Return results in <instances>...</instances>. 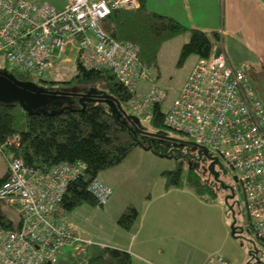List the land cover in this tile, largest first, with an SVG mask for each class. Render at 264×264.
I'll use <instances>...</instances> for the list:
<instances>
[{"label":"built area","instance_id":"built-area-1","mask_svg":"<svg viewBox=\"0 0 264 264\" xmlns=\"http://www.w3.org/2000/svg\"><path fill=\"white\" fill-rule=\"evenodd\" d=\"M138 7L139 0H67L61 10L49 3L0 0V54L13 70L43 79L57 60H65L63 55L76 49V60L84 68L111 71L132 94L128 107L151 122L167 93L156 85L138 92L140 80L147 76L139 47L113 39L101 27L111 14ZM219 46L216 55L199 58L165 115V125L228 161L245 195L249 231L264 242V103L246 68L230 63L222 35ZM87 172L81 161L41 171L21 158H10L0 200L16 218L11 219L12 228L0 224V264H54L66 255L64 248L82 254L94 244L80 236L61 211L69 186ZM87 189L98 206L112 196L99 175ZM206 264L231 262L219 255L210 256Z\"/></svg>","mask_w":264,"mask_h":264},{"label":"rangeland","instance_id":"rangeland-1","mask_svg":"<svg viewBox=\"0 0 264 264\" xmlns=\"http://www.w3.org/2000/svg\"><path fill=\"white\" fill-rule=\"evenodd\" d=\"M29 1L38 4L49 3L59 10L63 9L67 3V0ZM235 11H237V8H234ZM259 17L264 19L263 15H259L256 18ZM235 20L236 17H234L231 23V31L228 29L224 31V33H227L224 35L226 36L224 40L228 57L234 65L245 67L247 71L248 69L253 71L249 75L259 98L263 101L264 28L261 34L255 31L251 32L249 28L242 29L240 24L234 22ZM241 30L248 37L242 36ZM89 35L94 36L91 32H89ZM186 39L187 35L180 33L166 41L159 51L157 65L155 67L147 70L142 63L143 71L147 73V76L142 77L137 91L148 92L154 85L164 90L167 95L159 104L164 114L170 111L174 100L180 95L184 84L198 62L195 54H191L185 59L181 58L182 47L189 41L186 42ZM62 58L66 60H57L45 78L29 79L34 80L38 85L42 84L46 86L48 89L58 90L64 87L76 88L74 87L76 85L70 84L67 86L63 82L60 84H52L59 83V81H68L77 72L78 61L76 60V49L71 48ZM253 63L257 65L252 66ZM0 70H9L10 72L13 70L12 66L7 63L2 54H0ZM73 101L74 103L72 104H74L76 109H79L80 105L78 104V100L74 98ZM128 112L138 117L134 109L129 108ZM140 120L143 127H149L150 131L156 132L151 128L152 126L149 122ZM163 133L166 137L175 138L179 141H184V143L160 141L155 143L156 146L154 148L156 147V150H149L144 148V146H148V140L140 136L144 140V146L137 144L119 165L105 169L117 168L113 172H115L114 176L117 180L118 188L111 198L117 196V199L121 201L128 199L129 203H133L136 207L141 208L144 197L147 198L155 195L157 185L164 179V173L173 172L177 169H180L181 173L179 187L187 186L190 173L194 176L202 175L205 179H213L212 175L206 172L207 169L204 163L190 156V153L193 152V147L189 144L192 143V140L188 135L168 127L165 128ZM0 156L3 160L2 162L7 164L6 156L1 151ZM216 170L219 172V177L226 186L234 187L235 198L229 200V202L234 205L237 219L236 226L245 228L244 232L241 234L236 233L235 236L232 235L234 217L230 208L225 203V197L228 192L221 188L218 189L217 185L211 186V191L216 193V196L213 198L214 200H211L212 194L207 193L204 195L207 201H198L199 203L191 195L172 193L170 195V204L162 208L166 223L162 225V228L159 226L158 229H162L168 235L171 240L170 245L173 244L174 241L172 240L175 237H180L188 245H193L194 248L204 250L209 256L218 258L219 255H222L231 264H264V242L257 237L255 232L247 231L249 230V218L246 199L242 188L234 180V171L228 161L223 158H220V161L216 165ZM101 176V178L105 179V175L102 174ZM108 184L114 191L115 184ZM107 206L94 207L84 204L73 211H64L63 213L67 216V223H75L82 231L94 235L100 240L105 239L106 241L116 242L120 238V232H124V229L114 224L111 213H108V215L105 214L104 209ZM114 209L119 219L124 210L121 212L118 210V206H115ZM11 210V208H7V212H12L13 210ZM147 226L150 228V225ZM116 228L119 229L116 230ZM64 251L66 255L63 258H65L64 261L66 263H70L73 260L80 262L83 260V258L71 254L68 248H64ZM70 256L74 257V259Z\"/></svg>","mask_w":264,"mask_h":264},{"label":"trees","instance_id":"trees-1","mask_svg":"<svg viewBox=\"0 0 264 264\" xmlns=\"http://www.w3.org/2000/svg\"><path fill=\"white\" fill-rule=\"evenodd\" d=\"M147 3L148 0H139L137 9L115 12L101 22V27L113 39L132 42L139 47L140 60L147 70L157 65L163 43L180 33L188 32L190 35L189 41L182 47V59L191 54L198 55L199 58L212 56L213 42L207 33L186 28L171 17L157 14L148 8ZM212 36L220 42L221 34L214 33ZM11 72L24 81L31 78L16 70ZM61 82L67 86L76 85L74 87L81 92L96 88L99 92L114 97L128 112V102L132 94L107 69H87L78 62L77 72L72 79L52 84ZM89 98L91 100L85 102V108L79 106L78 110L57 115L30 114L18 103L0 101V147L5 145L0 150L9 160L14 157L21 158L27 166L41 171L76 161L87 165L86 177L69 186L61 204L63 212L73 211L84 204L98 206L95 197L87 189L90 180L101 171L120 164L137 146L135 136L126 125L116 119L108 104L97 95H91ZM165 115L159 105L155 107L153 118L149 122L151 128L156 131L154 133L164 134L167 127ZM144 128L150 131L149 127ZM180 174V169L164 173L167 188L180 186ZM6 178L0 177V188ZM187 187L205 201L207 200L204 195L207 193L212 194L211 200L216 196V193L211 191L209 181L202 175L194 176L190 173ZM7 213L6 204L0 200V224L12 228L14 225ZM137 216V210L128 207L119 217L117 224L121 229L129 230ZM71 254L83 260L66 263L65 258H62L54 264H131L132 260L127 251L95 243L87 246L82 254Z\"/></svg>","mask_w":264,"mask_h":264},{"label":"crops","instance_id":"crops-1","mask_svg":"<svg viewBox=\"0 0 264 264\" xmlns=\"http://www.w3.org/2000/svg\"><path fill=\"white\" fill-rule=\"evenodd\" d=\"M147 6L151 11L157 14L175 19L186 28L199 29L207 33L213 42L212 55H216L220 48L219 42H217L212 35L214 33H219L222 35L224 50L228 57L224 40L226 37L224 35L227 33H224V31L227 29L231 31L230 26L234 17H236L234 22L240 24L242 29L249 28L251 32L255 31L261 34L264 28V19L261 17L256 18L259 15L264 16V0H148ZM234 8H237V11L234 12ZM185 34L187 35V42L190 35L188 32ZM241 35L248 37V35H244L243 30H241ZM196 56L199 60V56ZM230 63L238 67L234 65L232 61H230ZM255 65L257 64H252V66ZM252 73L253 71L248 69L247 74L251 82L252 79L250 75ZM5 159L7 164L2 162L3 160L0 156L1 178H6L8 175L9 158L6 156ZM115 169L117 168H110L99 174L100 177H102V174L105 175V179L102 178L104 181L106 180L112 185L115 184L113 191V188L105 181L111 188L112 195L116 193L118 188L117 180L114 176L115 172H113ZM163 177L164 179L157 185L155 195H151L147 198L144 197L141 208L136 207L133 203H129L128 199L121 201L117 199V196L110 198L109 202L111 203L109 206H107L109 202L105 205L107 207L104 209V212L107 215L111 213L112 221H114L115 225H118V215H116V211H114L115 206H118V210L121 212L122 210L125 211L128 207H133L138 212V216L131 229L120 232V238L116 242L106 241L105 239H101L103 240L101 241L94 235L82 231L75 223L68 224L74 226L80 236L91 240L97 245L127 251L132 257L131 264H206L210 257L207 252L196 247L194 248L193 245H188L185 240L180 237H175V239L172 240L174 241L173 244L170 245L171 240L168 235H166L162 229H158L159 226L162 228V225L166 223L162 208L170 204V195H172V193L188 194L191 195L195 201L203 202V199L187 186L167 188V179L165 176ZM7 216L11 219L16 218L13 211L8 212ZM147 225H150V228ZM118 229L119 228H116V230Z\"/></svg>","mask_w":264,"mask_h":264},{"label":"water","instance_id":"water-1","mask_svg":"<svg viewBox=\"0 0 264 264\" xmlns=\"http://www.w3.org/2000/svg\"><path fill=\"white\" fill-rule=\"evenodd\" d=\"M97 95L100 99L104 100L111 108L113 115L123 125H126L128 130L135 136L137 144L144 146L145 136L152 137L153 140L148 142V146H144L146 149L156 150L154 138L164 139L166 141H175L183 144L184 141H179L175 138L166 137L161 133H154L146 130L141 125L139 117L129 114L122 105L112 96L99 92L96 88H91L86 92H81L77 88L73 89H48L46 87H39L32 81H24L10 72L9 70H0V101L18 103L28 113H46L50 115L62 114L71 110H78L75 108L73 99H79V105L85 108V102L90 101L89 96ZM142 136V138L138 137ZM141 139V140H140ZM193 150L198 149L200 157L211 161L207 167V171L212 175L213 182L219 185L218 189L221 188L224 191L229 192L225 197V203L230 208L234 217L232 224V235L236 233H243L245 228L236 226L237 219L235 216L234 205L230 204L229 200L235 198V190L232 186H226L219 177V172L215 169L218 164L219 158L210 155L205 147L199 146L196 143H189ZM191 154V153H190ZM199 159V158H198ZM235 182L237 178L234 177ZM249 231V230H247Z\"/></svg>","mask_w":264,"mask_h":264},{"label":"flooded vegetation","instance_id":"flooded-vegetation-1","mask_svg":"<svg viewBox=\"0 0 264 264\" xmlns=\"http://www.w3.org/2000/svg\"><path fill=\"white\" fill-rule=\"evenodd\" d=\"M13 73V72H12ZM25 81H30V80H25ZM32 82H34L35 83V81H32ZM37 86H39V87H46V86H44V85H42V84H37V83H35ZM79 99L80 98H77V100H78V103H79ZM140 136V135H139ZM138 136V137H139ZM145 138H146V140H148V141H152L153 140V138L152 137H147V136H145ZM154 140H155V143H157V142H164V141H166V140H164V139H160V138H154ZM196 152V153H195ZM190 156H192V157H195V158H197V160L199 161V162H202V163H204V165L206 166V169H207V167H208V165L211 163V161H209V160H207V159H205L203 156L202 157H200V152H199V150L198 149H195V150H193V152H191V154H190ZM212 156V155H211ZM199 158V159H198ZM219 161H220V159H219ZM218 161V162H219ZM215 169H216V166H215ZM206 172H208L207 170H206ZM208 181H210L209 182V184L211 185V186H215V185H217L218 187H219V185L218 184H216L215 182H213V179L211 178V179H207ZM229 193V192H228Z\"/></svg>","mask_w":264,"mask_h":264}]
</instances>
